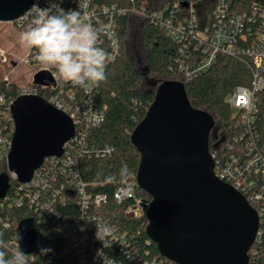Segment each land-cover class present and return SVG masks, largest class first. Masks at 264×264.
<instances>
[{
    "label": "trees",
    "instance_id": "obj_1",
    "mask_svg": "<svg viewBox=\"0 0 264 264\" xmlns=\"http://www.w3.org/2000/svg\"><path fill=\"white\" fill-rule=\"evenodd\" d=\"M176 1L96 0L99 5H115L125 9V13L117 18L121 51L114 61L106 64V80L94 88L90 96L95 107L104 111L102 121L83 130L78 126V137L65 146L78 159L79 179L85 182L87 189L91 193L109 195L107 203L97 209L92 207L90 213L99 212L116 224L120 231L127 233L131 249L150 258L163 255L147 233L149 220L146 210L137 217L127 215L126 207L132 200L117 203L112 196L122 179L129 175L137 177L141 154L132 142L131 135L146 116L161 82H183L191 104L211 113L215 125L210 133L209 149L216 164L223 165L233 156L244 158L254 153L264 156V88L255 91L257 110L249 129L241 121L242 111L235 109L228 100L238 86L252 87L256 70L253 56L245 52L219 53L207 69L186 80L180 69V60L186 58V52L181 49L183 43L169 36L149 15L151 10L167 6L170 9L166 15H169L175 9ZM253 1L256 0H234L240 11L249 10ZM160 2L163 4L157 7ZM186 5L182 3L177 8L178 16L187 15L189 10ZM143 9L145 11L142 12ZM208 23L211 24V21ZM259 25L257 21L252 31H247L246 42L238 41L240 47L259 46L256 41ZM62 86L65 89L74 88L82 95L83 90L79 86L66 82ZM39 89L48 98L50 93H58L52 89ZM4 91L18 96L20 86L12 82L4 86ZM79 128L83 133H80ZM106 147L112 150L106 152ZM51 159H46L40 167L39 171L46 175V179L37 186L21 188L11 178L5 197H0V240L4 241L8 256L19 248L16 234L19 222L26 217L35 219L38 244L31 254L25 253L31 264L65 263L66 258L56 255L64 248L70 228L88 218L81 209L78 178L69 174L68 165L63 164L61 167L56 162L52 163ZM63 169L66 172L61 174ZM3 172L9 173L8 165L5 160H0V174ZM260 182L263 180L259 179ZM243 193L250 198L246 192ZM137 194L149 201L152 199L141 187L137 189ZM249 202L259 210L257 201L250 199ZM41 248L51 251L42 255ZM115 255L126 261L121 248H117ZM68 258L71 264H80L75 255ZM249 258L250 264H264V242H254L249 250ZM88 263L105 264L93 259H89Z\"/></svg>",
    "mask_w": 264,
    "mask_h": 264
},
{
    "label": "water",
    "instance_id": "obj_2",
    "mask_svg": "<svg viewBox=\"0 0 264 264\" xmlns=\"http://www.w3.org/2000/svg\"><path fill=\"white\" fill-rule=\"evenodd\" d=\"M33 2L0 0V21L17 19ZM33 82L56 83L45 69L35 74ZM11 113L15 127L8 170L18 181L28 182L46 158L63 155L76 126L41 95H19ZM214 125L211 113L191 104L183 82L165 80L131 135L141 154L138 185L152 196L144 204L147 233L160 253L178 264H250L259 215L241 191L215 174L209 149ZM9 173L0 174L1 198L10 187ZM16 234L19 248L32 253L35 219H22Z\"/></svg>",
    "mask_w": 264,
    "mask_h": 264
},
{
    "label": "built area",
    "instance_id": "obj_3",
    "mask_svg": "<svg viewBox=\"0 0 264 264\" xmlns=\"http://www.w3.org/2000/svg\"><path fill=\"white\" fill-rule=\"evenodd\" d=\"M182 3H186V9L189 10L186 16H178L177 8H180ZM40 6L46 7V0H40ZM61 7L65 10L77 9L82 14H87L93 27L99 30V45L108 53L107 63L114 61L119 56L121 42L117 32V18L125 13V9L115 5H99L96 0H62ZM201 7L205 9L202 17H200L198 10ZM174 8L169 15H166V11L170 9L168 6L151 10L149 15L157 25L164 28L169 36L183 43L181 49L182 52H186V58L180 60V69L186 80L192 79L199 72L207 69L219 53L236 54L245 52L253 56L256 70L252 87L238 86L228 97L233 107L242 111L241 121L249 129V124L257 110L255 91L264 88V0L253 1L250 3V9L244 11L237 9L234 0H178L175 2ZM32 19V14L28 10L17 19L6 22L14 23L19 27H27L31 26ZM209 21H211V24L208 23ZM257 21L260 22L256 31V41L259 46L240 47L238 41L246 42L247 31H252L251 28ZM25 62L30 65H41L36 59L35 50H30ZM39 68L37 72L45 69L52 73L56 81L55 85L35 84L33 78L32 83L20 88L19 95L34 94L43 96L39 87L58 91V93H50L49 98L43 97L72 118L76 131L78 126L83 130L102 121L104 117L103 109L95 107L90 98L93 89L98 85L89 84L87 89L82 88L81 95L74 88L65 89L62 86L65 81L54 75L56 71L54 68H45L42 65ZM11 83L7 75H1L0 73V160H5L7 165L15 127L11 106L19 96L4 91V86ZM66 83L71 84L70 82ZM81 129L79 128V131L83 133ZM76 137L78 136L75 132V136L67 144L73 142ZM65 146L62 156L49 158H52V163L56 162L61 167L64 166L63 164L68 165L70 167L69 174H73L78 178L77 188L81 209L82 212L87 214L88 218L70 228L64 248L56 255L58 258L67 259L63 264H71L68 257L72 255H75L80 264H89V259L105 264H173L174 261L165 256L150 258L149 255L136 253L135 250L131 249L125 231H120L115 226L116 224L98 214L99 212L90 213L92 207L97 209L107 203L109 195L107 193H91L87 189L85 182L79 179L78 159L72 156L65 149ZM111 150L110 147L105 148L106 152ZM39 169L35 171L28 182L18 181L15 173L11 172L10 175L12 179L20 184L21 188L30 189L37 186L41 180L46 179V175H42V171H39ZM65 172L66 170L63 169L60 173L64 174ZM214 172L221 180L230 183L242 193L246 192L250 197H246L249 201L251 199L259 203V210H256L260 224L254 242H264V156L259 153L244 158L233 156L223 165L215 162ZM55 177L56 174H54V179ZM259 179H262L263 182L259 183ZM139 187L137 177L129 175L122 179L112 196L117 203L132 200L126 207V213L133 217L145 212L144 204L149 201L137 194ZM33 199H36V194ZM97 222L104 228L102 236L107 238L108 243L106 246L103 241L97 238ZM37 244L38 238L36 247ZM117 248H121L126 255L125 262L116 258ZM27 261L28 264H31V260L27 259Z\"/></svg>",
    "mask_w": 264,
    "mask_h": 264
},
{
    "label": "clouds",
    "instance_id": "obj_4",
    "mask_svg": "<svg viewBox=\"0 0 264 264\" xmlns=\"http://www.w3.org/2000/svg\"><path fill=\"white\" fill-rule=\"evenodd\" d=\"M62 0H34L29 9L31 26L20 34V43L35 50L36 59L45 68H54L59 79L73 86L87 89L89 84L99 85L106 80L107 51L99 45V30L93 27L87 14L77 9L65 10ZM103 226L97 222V238L108 243L102 236ZM18 239H21L18 233ZM0 240V264H28L26 254L18 248L11 256ZM51 249L41 248L46 255Z\"/></svg>",
    "mask_w": 264,
    "mask_h": 264
},
{
    "label": "rangeland",
    "instance_id": "obj_5",
    "mask_svg": "<svg viewBox=\"0 0 264 264\" xmlns=\"http://www.w3.org/2000/svg\"><path fill=\"white\" fill-rule=\"evenodd\" d=\"M162 4L160 2L157 7ZM199 12L202 17L205 9L201 7ZM29 27H19L14 23L0 21V73L7 75L10 81L19 85L20 88L32 83L35 73L41 66L25 62L30 49L20 43V34Z\"/></svg>",
    "mask_w": 264,
    "mask_h": 264
}]
</instances>
